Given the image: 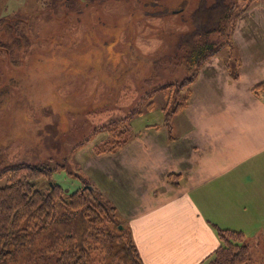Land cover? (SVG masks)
<instances>
[{
  "label": "rangeland",
  "instance_id": "rangeland-1",
  "mask_svg": "<svg viewBox=\"0 0 264 264\" xmlns=\"http://www.w3.org/2000/svg\"><path fill=\"white\" fill-rule=\"evenodd\" d=\"M227 1L234 13L256 2ZM199 2L0 0V173L24 160L62 165L51 185L98 188L81 162L90 149L124 139L137 115L184 100ZM247 241L251 264H264V234Z\"/></svg>",
  "mask_w": 264,
  "mask_h": 264
},
{
  "label": "crops",
  "instance_id": "crops-1",
  "mask_svg": "<svg viewBox=\"0 0 264 264\" xmlns=\"http://www.w3.org/2000/svg\"><path fill=\"white\" fill-rule=\"evenodd\" d=\"M230 43L196 74L187 105L137 115L114 152L95 147L86 177L127 222L143 264H210L218 229L264 233V1L234 20Z\"/></svg>",
  "mask_w": 264,
  "mask_h": 264
},
{
  "label": "trees",
  "instance_id": "trees-1",
  "mask_svg": "<svg viewBox=\"0 0 264 264\" xmlns=\"http://www.w3.org/2000/svg\"><path fill=\"white\" fill-rule=\"evenodd\" d=\"M234 9L231 1L214 0L208 5L200 0L191 17L194 29L187 36V42L194 39L188 47L194 75L187 81L184 100L176 104L171 100L164 107L166 122L186 107L203 63L230 43L232 24L241 12ZM215 32H228L226 42L209 41ZM255 90L264 93V81ZM126 131L124 139L96 147V152L120 149L130 138L131 126ZM117 136L114 133L113 138ZM63 168L24 160L0 173V180L7 178L0 187V264H143L130 229L119 222L117 207L99 188L86 185L70 193L51 185L53 174ZM218 231L222 244L210 264H251L245 235L231 229Z\"/></svg>",
  "mask_w": 264,
  "mask_h": 264
},
{
  "label": "water",
  "instance_id": "water-1",
  "mask_svg": "<svg viewBox=\"0 0 264 264\" xmlns=\"http://www.w3.org/2000/svg\"><path fill=\"white\" fill-rule=\"evenodd\" d=\"M89 188H92L91 186H89Z\"/></svg>",
  "mask_w": 264,
  "mask_h": 264
}]
</instances>
